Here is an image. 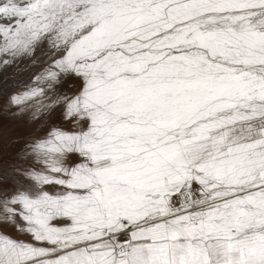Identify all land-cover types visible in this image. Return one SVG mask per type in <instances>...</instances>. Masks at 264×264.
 Masks as SVG:
<instances>
[{"label": "snow or ice", "instance_id": "6c2138e0", "mask_svg": "<svg viewBox=\"0 0 264 264\" xmlns=\"http://www.w3.org/2000/svg\"><path fill=\"white\" fill-rule=\"evenodd\" d=\"M44 47L9 102L74 127L0 155V264H264V0H0V64Z\"/></svg>", "mask_w": 264, "mask_h": 264}, {"label": "rangeland", "instance_id": "374dc122", "mask_svg": "<svg viewBox=\"0 0 264 264\" xmlns=\"http://www.w3.org/2000/svg\"><path fill=\"white\" fill-rule=\"evenodd\" d=\"M48 57L46 47L37 48L31 58H21L9 65L0 64V155L3 157V167L7 170L24 168L28 163L23 156L26 145L31 144L36 138L43 137L51 127L56 126L65 130H72L74 127L70 120L62 117V106L52 110L41 109L34 115L35 101L30 102V106L23 111H19L9 102L13 94L24 91L33 83V77L45 66ZM79 85L78 79L68 78L58 86V90L73 94L78 91ZM42 99L44 104H49L51 94L48 98ZM5 229L17 238L27 236L18 233L12 227Z\"/></svg>", "mask_w": 264, "mask_h": 264}, {"label": "crops", "instance_id": "0c3cea01", "mask_svg": "<svg viewBox=\"0 0 264 264\" xmlns=\"http://www.w3.org/2000/svg\"><path fill=\"white\" fill-rule=\"evenodd\" d=\"M5 228H6V227H5ZM5 228H4V231H5L7 234H9L10 236L14 237V236L11 235L9 232H7ZM14 238H17V237H14ZM20 239L28 240V239H30V237H29V236H23V237H21Z\"/></svg>", "mask_w": 264, "mask_h": 264}, {"label": "trees", "instance_id": "16d2710c", "mask_svg": "<svg viewBox=\"0 0 264 264\" xmlns=\"http://www.w3.org/2000/svg\"><path fill=\"white\" fill-rule=\"evenodd\" d=\"M9 89V87L7 88V90ZM1 91V90H0Z\"/></svg>", "mask_w": 264, "mask_h": 264}, {"label": "bare ground", "instance_id": "6f19581e", "mask_svg": "<svg viewBox=\"0 0 264 264\" xmlns=\"http://www.w3.org/2000/svg\"><path fill=\"white\" fill-rule=\"evenodd\" d=\"M3 65V64H2ZM1 66V65H0Z\"/></svg>", "mask_w": 264, "mask_h": 264}]
</instances>
